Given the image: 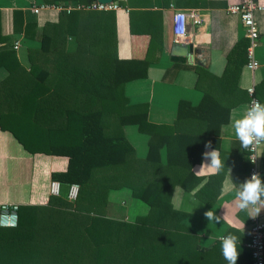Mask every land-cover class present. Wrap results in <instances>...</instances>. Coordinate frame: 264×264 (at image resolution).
Segmentation results:
<instances>
[{"label": "trees", "instance_id": "16d2710c", "mask_svg": "<svg viewBox=\"0 0 264 264\" xmlns=\"http://www.w3.org/2000/svg\"><path fill=\"white\" fill-rule=\"evenodd\" d=\"M91 12L107 13L86 11L89 18ZM79 13L26 32L40 43L29 50V70L19 61L14 39L2 34L0 17V69L8 72L0 80V129L33 156L66 161L65 170L51 175V183L61 185L60 196L21 207L17 227H0V264H208L210 250L184 226L186 214L174 208L173 191L201 183L194 168L205 145L219 148L231 110L249 98L240 87L249 40L234 46L221 75L196 68L204 93L199 105L181 101L174 124L152 125L148 106L132 105L125 91L147 76V64L120 59L109 30L98 35L95 29H70ZM22 16L15 14L17 34L23 32ZM70 37L77 44L72 52ZM256 94L264 104V85ZM131 126L150 133L145 159L127 137ZM73 185L79 195L70 201ZM208 189L197 196L212 205ZM129 201L143 205L144 213L127 217Z\"/></svg>", "mask_w": 264, "mask_h": 264}, {"label": "crops", "instance_id": "0c3cea01", "mask_svg": "<svg viewBox=\"0 0 264 264\" xmlns=\"http://www.w3.org/2000/svg\"><path fill=\"white\" fill-rule=\"evenodd\" d=\"M259 1L264 5V0ZM91 2L98 0H0L2 34L12 37L15 45L19 43L20 48L15 51L22 66L29 70L31 66L29 50L39 48L40 43L28 39L26 32L29 30V34H32L33 31H41L49 25L58 23L60 19L64 23V20L66 21L64 16L70 14L56 10H45L36 14L34 9L41 5L88 6ZM239 2L241 0H113L114 4L122 7L121 10L107 13L91 12L90 18L89 13H85L90 10H75L73 12L82 14L79 13L81 16L76 18L77 24L69 23V26L79 33L95 29L98 35L109 30V38L112 37L114 40L120 59L145 62L148 66L147 76L128 83L126 95L132 105L148 106L149 121L152 125H172L177 119L181 101H188L197 106L203 99L204 93L197 87L200 70L196 68L216 76L221 75L225 70L228 54L245 38L240 18L227 11L230 5ZM190 11H195L201 16L202 24L198 27L189 25L187 37L182 43H193L206 51L209 50L203 51V56H200L206 61L207 67L173 60L172 51L177 43L174 34L175 14ZM16 13L23 14L21 18L23 32L19 34L15 32L16 24H19L15 18ZM256 21L260 30L261 68L255 72L243 68L240 87L244 91L254 84L256 88L264 85V11L256 13ZM76 47L75 39L70 37L69 51H74ZM217 67L221 69L220 73H216ZM7 76L8 72L1 68L0 80ZM249 101V98H246L235 108L238 114H243ZM221 132L218 150L225 161V169L219 174H211L206 170L198 172L202 164L210 163L203 157L201 164L194 168L195 175L202 178L201 183L191 191L177 186L173 191V206L186 214L183 224L198 237L200 246L210 250L205 254L208 264H228L222 255L219 240L220 236L228 233L238 236L241 242L237 264H250L247 243L254 217L249 215L250 210H239L234 202V183H243L248 177V150L241 148L230 122ZM139 134V137H143L142 135L147 137H143L144 155L138 152L139 144L135 141L136 144H133L128 134L127 137L134 145L137 156L145 159L148 154L150 133ZM215 149L217 148H207L205 151ZM165 158L164 155L163 162ZM65 167V160L33 156L10 133L0 129V205L4 203L18 204L21 207L44 205L51 197L52 173L63 171ZM205 186L209 187L206 198L215 199L212 205L197 196V191ZM212 210L216 216L224 217L220 223H209L205 217V213ZM259 217L264 219V210Z\"/></svg>", "mask_w": 264, "mask_h": 264}, {"label": "built area", "instance_id": "2783aa9c", "mask_svg": "<svg viewBox=\"0 0 264 264\" xmlns=\"http://www.w3.org/2000/svg\"><path fill=\"white\" fill-rule=\"evenodd\" d=\"M122 7L118 4H102L95 2L88 6L79 5L72 6H48L41 5L34 9L36 14L45 10H56L58 12L71 13L75 10H90L98 12H111L119 11ZM231 15L238 16L245 30V38L249 40L248 57L246 68L252 72H255L261 68V63L257 58L256 51L260 44V30L256 21V13L264 11V5L259 0H241V2L230 5L227 9ZM202 24L201 16L195 12H178L174 17V34L176 36V42L182 43L183 39L187 37L189 25L198 27ZM20 48L19 43H16L15 50ZM250 101H259L256 94V85L254 84L247 89ZM261 103V102H260ZM263 148L261 146L257 151L248 150V159L251 164V168L247 179L251 178V175L256 173L261 176L262 172V159ZM256 160L255 163L252 161ZM50 193L52 196L59 197L61 194V185L59 182L53 181L50 186ZM79 195V187L73 185L69 191V200L75 201ZM21 206L18 204L4 203L0 205V227L2 228H14L19 224V211ZM247 247L252 251V264H264V219H261L259 215L253 218L249 243Z\"/></svg>", "mask_w": 264, "mask_h": 264}, {"label": "clouds", "instance_id": "9594fccd", "mask_svg": "<svg viewBox=\"0 0 264 264\" xmlns=\"http://www.w3.org/2000/svg\"><path fill=\"white\" fill-rule=\"evenodd\" d=\"M230 127L233 130L236 139L239 141L241 148L250 151H257L264 146V104L259 101H252L250 106L238 114L237 109H232L230 113ZM211 148V144L205 145ZM203 157L210 163L202 164L199 171L206 170L211 174H219L225 169V161L221 158L218 149L205 151ZM256 160L252 162L255 163ZM230 173L231 170L229 169ZM235 205L241 211H249V215L257 217L264 210V179L259 174H252L250 179L243 183L235 184ZM205 217L209 223H220L224 217L216 216L215 212L208 211ZM221 251L224 259L228 264H237L240 255V239L232 233L219 237Z\"/></svg>", "mask_w": 264, "mask_h": 264}, {"label": "water", "instance_id": "95a60500", "mask_svg": "<svg viewBox=\"0 0 264 264\" xmlns=\"http://www.w3.org/2000/svg\"><path fill=\"white\" fill-rule=\"evenodd\" d=\"M99 3L102 4H111L113 0H98ZM209 52L204 50L202 47L195 46L193 43L183 44V43H175L173 47V56L174 61L180 63H195L201 67H207L206 61L202 60L200 56H203L204 52Z\"/></svg>", "mask_w": 264, "mask_h": 264}, {"label": "rangeland", "instance_id": "374dc122", "mask_svg": "<svg viewBox=\"0 0 264 264\" xmlns=\"http://www.w3.org/2000/svg\"><path fill=\"white\" fill-rule=\"evenodd\" d=\"M256 55H257L258 60L260 61V59H259L260 58L259 57V48L256 51ZM215 69H216V73H220L221 72V69L220 68L217 67ZM199 90H201V89H199ZM127 134H128V136H129V138H130V140H131V142L133 144L135 142L137 144H139L137 146V149H138L139 154H143L144 155V138L143 137H145V138H147V137L144 136V135H142L143 137H139L138 136V134H139L138 130L135 127H133V126H131L130 128L127 129ZM139 135H141V134H139ZM126 208L127 209H126V214L125 215H127V217H128V215L130 216V213H132L133 214L132 218H134L135 214L136 215H141L145 211V207L143 205H141L140 203H138L137 201H134V202L129 201V203L127 204V207Z\"/></svg>", "mask_w": 264, "mask_h": 264}]
</instances>
